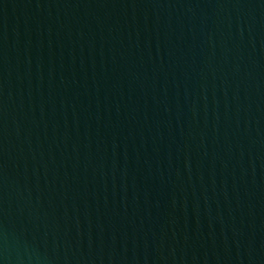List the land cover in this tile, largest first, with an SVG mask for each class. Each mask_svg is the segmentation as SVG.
I'll return each instance as SVG.
<instances>
[{
  "label": "water",
  "instance_id": "water-1",
  "mask_svg": "<svg viewBox=\"0 0 264 264\" xmlns=\"http://www.w3.org/2000/svg\"><path fill=\"white\" fill-rule=\"evenodd\" d=\"M0 264H264V0H0Z\"/></svg>",
  "mask_w": 264,
  "mask_h": 264
}]
</instances>
